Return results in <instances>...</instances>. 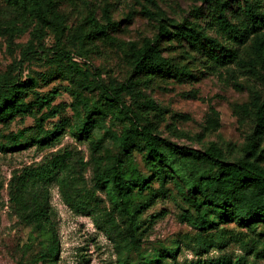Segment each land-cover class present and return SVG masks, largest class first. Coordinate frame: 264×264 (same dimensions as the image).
I'll return each instance as SVG.
<instances>
[{
	"label": "rangeland",
	"instance_id": "obj_1",
	"mask_svg": "<svg viewBox=\"0 0 264 264\" xmlns=\"http://www.w3.org/2000/svg\"><path fill=\"white\" fill-rule=\"evenodd\" d=\"M57 1L62 33L41 29L21 0H0V76L10 73L23 80L32 79L34 88L26 102L36 95L56 92L49 106L0 123V142L10 133L34 126L38 118L58 105L65 107L48 118L44 127L66 121V133L54 146L0 152V264H40L46 237L22 221V211L13 197L26 183L27 172L38 175L44 168H51L58 155L67 158V169L55 170L57 177L65 174L69 180L65 190L69 195L76 190L87 191L90 200L87 213L76 212L65 202L58 183L48 182L50 218L60 250L56 264H143L154 262L166 250H176L178 264H220L224 258L264 264V226L250 231L235 224L221 225L202 234L211 247L199 254L196 231L180 218L187 204L173 182L159 180L157 170L146 162L143 143L124 157L106 138L102 145L104 164L112 166L120 160L126 179L140 175L151 180V190H135L130 205L134 208L147 198L152 200L140 214L136 245L116 234L110 236L108 230L111 234L114 229L123 231L125 221L117 213L108 218L107 212L116 201L111 179L106 178L103 188L94 187L89 144L71 135L79 113L70 107L77 94L100 102V85L129 82L132 93L124 94L123 101L141 125L155 123L163 137L179 145L204 149L214 143L226 159L240 158L255 126V103L264 101V68L249 66L253 58L251 42L238 47L239 64L219 68L205 53H217L205 39L203 47L198 48L173 34L182 27H194L203 36L220 39L210 30L213 18L225 14L239 24L245 19L246 1L257 4L264 13V0ZM160 23L172 33L157 43L168 61L166 68L154 74L134 73L130 49L152 41ZM101 27H105L104 32L98 33ZM62 51L79 58L68 61ZM210 109L218 112L220 127L206 133ZM180 115L189 119L182 120ZM105 124L118 134L129 125L126 119L112 116ZM100 134L96 129L91 136L97 139ZM262 149L264 156V142ZM248 245L252 247L250 254H246ZM165 262L173 264L172 259Z\"/></svg>",
	"mask_w": 264,
	"mask_h": 264
},
{
	"label": "trees",
	"instance_id": "obj_2",
	"mask_svg": "<svg viewBox=\"0 0 264 264\" xmlns=\"http://www.w3.org/2000/svg\"><path fill=\"white\" fill-rule=\"evenodd\" d=\"M30 15L36 20L41 29L48 28L55 32H63V19L59 13L57 0H21ZM217 2V0H214ZM245 19L239 24L231 22L225 14H220L209 22L218 38L203 36L200 30L194 27H182L177 33L193 47H203L205 39L211 48L206 55L215 64V67L225 68L230 64H239L240 51L238 47L251 42L253 58L249 66L264 68V13L258 9L257 4L246 1L244 5ZM98 33H103L101 27ZM96 33V30H94ZM172 33L162 23L158 26V33L152 41H146L140 48L132 46L134 73L154 74L166 68L167 59L161 54L157 43L160 38L171 36ZM68 61H75V53L61 52ZM32 79L23 80L19 75L12 76L5 73L0 76V123H6L19 116H25L34 108L49 106L56 97L51 91L44 96L36 95L32 101L26 102V96L33 90ZM102 100L89 101L77 94L70 107L79 113L77 124L71 135L77 141H87L91 155L93 172V185L96 189L103 188L107 177L111 179V190L116 201L108 218L117 213L125 221L123 231L115 234L122 239H128L130 245L139 241L137 231L140 228V214L152 205L151 199H145L136 207L130 205L134 191L138 193L151 190V180L138 175L126 179L122 169V162L107 166L105 156L102 154V145L106 138L113 141L124 157L130 156L135 148L143 143L145 160L157 170L159 180H171L187 204L180 218L198 235V253L207 252L211 245L204 240L202 234L219 229L221 225L235 224L246 230H254L264 226V156L262 144L264 142V101L255 103L256 119L253 132L249 136L243 155L235 160L226 159L223 150L214 143L204 149L179 145L163 137L155 123L140 124L137 115L127 108L123 95L132 93L130 83L112 82L100 85ZM65 105H58L36 120L32 127H27L17 133H10L4 142H0V152H16L30 147L45 148L54 146L66 133V121L55 123L51 128H45L44 122L58 114ZM81 109V110H80ZM80 111H82L80 113ZM108 116L126 119L129 125L120 134L111 130L105 124ZM188 120L187 115L178 116ZM220 127L219 114L210 109L204 132H216ZM101 134L98 138L91 136L94 130ZM67 169L66 155H58L51 162V168H44L37 175L34 171L26 173L27 180L13 199L22 211L21 219L30 225L33 230L46 237V245L39 255L40 264H56L59 255V241L56 236L54 224L50 218L48 182L55 180L61 190L65 202L76 212L87 213V203L90 194L76 190L69 195L67 187L69 180L65 174L57 177L56 171ZM66 189V190H65ZM107 233V232H106ZM112 236V237H113ZM247 247L250 254L252 247ZM166 259L176 260V250L162 252L154 262L143 264H166ZM220 264H244L241 258L235 262L220 259Z\"/></svg>",
	"mask_w": 264,
	"mask_h": 264
}]
</instances>
